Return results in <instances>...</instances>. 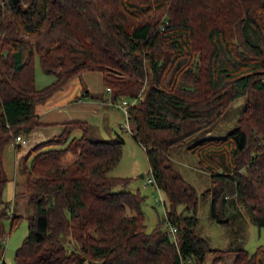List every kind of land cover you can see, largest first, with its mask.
Masks as SVG:
<instances>
[{"label": "trees", "instance_id": "16d2710c", "mask_svg": "<svg viewBox=\"0 0 264 264\" xmlns=\"http://www.w3.org/2000/svg\"><path fill=\"white\" fill-rule=\"evenodd\" d=\"M36 57L54 76L42 87ZM86 72L102 75L111 105L134 101L126 118L165 195L166 217L146 232L140 194L114 191L127 184L109 175L122 137L94 140L89 123L64 122L20 160L32 212L15 264H205L208 254L219 264L227 252L230 264H264L263 245L212 249L195 233L198 196L170 158L244 97L225 137L189 151L210 175L201 199L210 200L211 219L236 238L245 214L264 227V0H0V221L10 210L5 148H20L15 137L41 126L37 107ZM84 96L94 98L86 91L77 99ZM75 129L81 136L71 139ZM65 151L73 158L63 165ZM21 217L13 213L10 227Z\"/></svg>", "mask_w": 264, "mask_h": 264}, {"label": "rangeland", "instance_id": "374dc122", "mask_svg": "<svg viewBox=\"0 0 264 264\" xmlns=\"http://www.w3.org/2000/svg\"><path fill=\"white\" fill-rule=\"evenodd\" d=\"M34 68L35 82L38 87L47 85L54 80L53 75L46 74L42 70L37 57L35 58ZM101 78L102 75L99 72L83 73L82 76L80 75L71 79L68 85H66L67 92H65L64 95L67 98L69 97L67 94L68 92L73 93V96H78L83 93L85 95V92L89 91L94 98H87L86 95L84 96L86 100L100 104L101 102L106 103L105 106H100L99 110H96V112L93 111L90 113L92 117L87 120L91 127L90 137L94 140H103L115 138L118 135L124 140L120 160L116 167L109 172V175L127 179V184L125 186H116L114 191L138 192L140 194L143 199L141 202V211L144 215L146 232H152L158 223L164 222L163 220L166 217L165 207L168 208V203L164 193L159 191L155 184L147 183V178L151 177V173L144 149L138 141L133 138L130 132L132 129L131 123L127 121L122 110L110 104V95L105 92V87L103 86ZM244 102V97H240L233 101L211 126L195 133L183 143L173 147L170 151V158L175 168L182 177L193 186L198 196L197 218L199 223L194 229L195 233L199 237L205 239L208 246L212 249L226 250L229 247L239 246L251 253L258 246H264V227H258L256 224L251 223L247 214L244 213L247 222L246 229L242 238H236L239 236L234 235L228 228L211 219L210 200L201 199V194L209 186L210 175L199 165L196 154L189 151V147L203 139L225 137L236 126ZM97 116L98 119L96 118ZM99 120L101 121L100 126L98 124ZM80 136L81 130H73L70 138H79ZM25 140L30 144L28 148H24L23 155L31 149L30 146L32 144L28 136ZM64 146L65 145L54 146L51 148H62ZM16 154V150L10 147L6 148L3 152L4 166L9 179L12 181L15 177V181L19 182L16 186L14 199L8 200V189L5 190L4 194V200L10 201L8 217L0 221V229L4 232L2 237H0V263L4 261L5 264H15L14 254L27 235V217L32 212V206L28 202V197L26 194H23L24 188L22 184L24 176L19 171L20 160L23 155L16 165ZM71 156L72 154L68 151L62 156L61 163L66 165ZM140 175H143V177H140ZM160 197L162 200H160ZM177 211L181 213L183 208L180 206L177 208ZM13 213L19 214L22 217L18 223L11 228L10 216ZM186 214L187 213H185V215ZM162 228H165L164 224ZM233 257L234 255L231 252H227L219 264H230ZM212 258V254H208L205 264H211Z\"/></svg>", "mask_w": 264, "mask_h": 264}, {"label": "crops", "instance_id": "0c3cea01", "mask_svg": "<svg viewBox=\"0 0 264 264\" xmlns=\"http://www.w3.org/2000/svg\"><path fill=\"white\" fill-rule=\"evenodd\" d=\"M66 90H67V86L63 87L62 90L60 89L59 91L55 92L51 97L48 98V100L45 103L37 107L36 111L39 116V122L41 123V126L35 128L28 135V139L32 141L30 148H32L36 144L43 143L51 139L53 136L57 135L61 131V124L64 122L85 121L89 123L87 120H89L92 117L90 113L93 111L96 112V110H99L100 106L106 105V103L103 102H101L100 104L97 102L86 100L84 97L77 99L78 96L80 95L73 96V93L71 92L67 93L69 97L66 98L64 95L65 92H67ZM96 118L98 119V116ZM100 122L101 121L99 120L98 121L99 126H100ZM75 130H79V129H75ZM72 133L73 131L71 132V136ZM29 144L27 143V146H21L20 148H17L14 144L7 145L6 148L9 147L13 148L17 152L16 165L18 163V160L23 155L24 148H28ZM67 152L68 151H65L63 155H65ZM72 158H73L72 156L69 157V160H72ZM3 165H4V161H3ZM18 183H19L18 181H15V177L14 180L11 181L9 179V181L7 182L6 190L8 189V194H7L8 200L14 199V194L16 192V186Z\"/></svg>", "mask_w": 264, "mask_h": 264}, {"label": "built area", "instance_id": "2783aa9c", "mask_svg": "<svg viewBox=\"0 0 264 264\" xmlns=\"http://www.w3.org/2000/svg\"><path fill=\"white\" fill-rule=\"evenodd\" d=\"M107 90H110V89H107ZM112 104H113L112 106H114V107L121 108V110L124 112V114L126 116L128 106L133 105L134 101L129 102V101L124 99L121 101L118 100V101L112 102ZM14 141H15V144H20L21 146H27V143H28L27 140H25L24 137L21 135L16 136ZM152 182H153V180L151 177L147 178V183H152ZM160 200H162L161 197H160ZM169 231H170L171 236L174 237L176 229L172 227V228H170Z\"/></svg>", "mask_w": 264, "mask_h": 264}, {"label": "water", "instance_id": "95a60500", "mask_svg": "<svg viewBox=\"0 0 264 264\" xmlns=\"http://www.w3.org/2000/svg\"><path fill=\"white\" fill-rule=\"evenodd\" d=\"M140 177H143V175H140Z\"/></svg>", "mask_w": 264, "mask_h": 264}]
</instances>
